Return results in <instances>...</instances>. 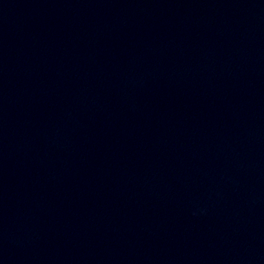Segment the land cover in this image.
<instances>
[{
    "label": "water",
    "instance_id": "95a60500",
    "mask_svg": "<svg viewBox=\"0 0 264 264\" xmlns=\"http://www.w3.org/2000/svg\"><path fill=\"white\" fill-rule=\"evenodd\" d=\"M0 264H264V0H0Z\"/></svg>",
    "mask_w": 264,
    "mask_h": 264
}]
</instances>
